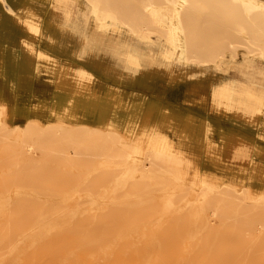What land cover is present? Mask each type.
Wrapping results in <instances>:
<instances>
[{"label": "rangeland", "instance_id": "obj_1", "mask_svg": "<svg viewBox=\"0 0 264 264\" xmlns=\"http://www.w3.org/2000/svg\"><path fill=\"white\" fill-rule=\"evenodd\" d=\"M159 51L165 61H172ZM245 53L244 47H238L227 69L221 63L175 61L180 68L179 88L183 79L188 83L193 80V90H178L176 108L162 102V96L147 95L141 129L135 135L115 126L109 128L111 104L104 103L97 116L92 115L91 84L81 87L80 81L65 80L56 74V83L63 90L56 96L59 99L49 100L50 124L83 129L84 133L77 136L78 143L83 145L92 132L99 142L110 132L113 140L118 141L112 146L115 153L120 151L117 144L122 139L138 161L146 164L142 168L155 171L143 181L131 174L137 165L132 159H109L90 149L75 153L71 145L49 143L54 126L45 127L41 135L24 136L27 116L34 115L44 122V115L29 109L24 117L14 118L4 108L3 120L11 127L0 123V264H264V194H254L258 182L247 185L241 192L230 190L223 194L220 213L211 216V209L201 204V197L193 189L196 179L190 167L194 162L199 165L206 146L212 149L213 157L247 165L254 135L218 129L214 138L203 140L204 146L194 134L198 126L196 118L204 111L203 103L210 106L214 90L230 86L238 89L240 81L235 77H244L241 69L257 72L264 67L257 57L247 64ZM203 67L214 68L215 77L219 72L225 79L203 81ZM80 71L78 76L82 77ZM87 73L84 80L92 82L93 76ZM109 85L114 93V84ZM69 86L73 88L67 89ZM251 91L255 93L251 100L264 99V87ZM233 97V107L237 109L231 108L221 115L244 119L242 113L249 97L245 90H234ZM153 133L182 141L176 153L182 155L187 168L149 165L140 151L144 148L147 152ZM27 143L36 146L30 152L24 151ZM200 168L219 171L206 160L201 161ZM164 170L182 171L184 183L177 184ZM223 186L221 182L217 184L219 189ZM87 218L97 224L88 221L76 235L92 226H101L103 234L98 244L79 245L78 237L58 240L59 235L69 233L73 221L79 223ZM91 259L98 261L92 263Z\"/></svg>", "mask_w": 264, "mask_h": 264}, {"label": "bare ground", "instance_id": "obj_2", "mask_svg": "<svg viewBox=\"0 0 264 264\" xmlns=\"http://www.w3.org/2000/svg\"><path fill=\"white\" fill-rule=\"evenodd\" d=\"M86 1L90 6V11L98 26L101 28L114 27L113 29L126 28L131 34L140 35L142 38L148 40L155 35L158 38L159 49L172 61H182L186 63L194 62L199 65H205L208 62L221 63L224 68L227 69L229 62L237 54V48L244 47L246 51L245 57L247 58L245 61L246 63L254 57L260 58L262 62H264V0ZM2 3L8 12H12V8L6 5L5 0H2ZM18 8L19 5L17 6V9ZM31 15H34V11L30 9L28 4L22 2L18 17L32 29L33 35L36 36L40 30L39 27L34 24ZM39 58L42 62H45V66L48 64L49 69H51L55 75L59 73V77L65 80L74 79L77 83L80 81L81 87H86L91 84V94L89 97L92 104L89 108L92 110V115L96 117L98 112H100L101 105L103 107L104 103L106 105L108 104V106L111 104L112 112L108 119V126L110 129L115 126L130 135H135L138 129H141L144 103L147 94H142L137 91L126 92L118 85L113 86L115 92L112 93V85L107 84L106 88H102L104 84L102 82L96 83L95 80L92 82L84 80L85 76L88 75L87 71L84 69L80 71L82 72V77H80L78 76V68L75 69L64 64L58 66V62L53 57L42 52L39 53ZM127 61L133 67L138 66V54L133 50V52L128 55ZM247 64H245V66L248 68ZM241 70L244 77H235L240 81L238 89L230 86L228 88L219 87L214 90L210 106H207L206 102L203 103L202 107L204 111L201 116L196 118V121H198L196 125L198 126L194 129V134L197 138L202 140L203 145L206 146V138L215 137V129L213 128L209 116L214 115L216 117H222L227 110L231 108L237 109V107H233V102L235 101L233 92L234 90H245L249 99L246 104V109L243 110L242 113L244 119L238 120L230 116H223L222 118H230L232 121H238L243 125H251L256 130V134L254 135V146L248 155L247 165L224 161L218 157H213L211 155L212 149H207V146L203 147V154L199 160V165L197 166L196 162L191 163L190 167L193 170L192 174L196 179L193 189L197 193V196L201 197V204H204L206 207L209 206L211 209V216L220 213L223 207L222 202H220L221 196L223 194L227 195L230 190L241 192L247 185L258 182L254 194H264V99L258 101L250 99L251 96L255 97V93L251 90L255 91V89L259 87H264V67H260L257 72H252L248 69ZM18 98L21 102L26 103L27 110L28 108L34 109L36 112L39 111V115H44L45 117L44 122H41L38 117L34 115L27 116V128L23 133L24 136L31 137L32 134L41 135L45 131V127L48 125L50 127L54 126L51 131L47 130V132L50 131L52 135L49 138V143L51 144L63 147L71 145V150L73 152L75 151V153H78L81 149H90L93 152H99L102 156L109 159H132L136 161L137 165L132 168L131 174L139 181H143L146 175L155 172L154 170L142 168V166L146 164L138 161L139 159L136 158L137 155L126 148L122 139H119V144H117L120 151L116 153L112 151V146L118 143V141L113 140L112 133L108 132L103 135L99 142L96 140L97 138H95V133L92 132L90 133V140L83 145V143H78L80 141L77 139V136L84 133L83 129H71L67 127V125H60L61 128H59L57 124H50L51 122L47 118L49 100L44 99L35 103H30L27 95L23 96L19 94ZM4 108L5 106L0 102V123H3L6 127H11L3 120ZM67 123H69V121ZM36 139H38V136H36ZM24 140L27 141L26 139ZM179 142L182 143L179 138L170 140V138L164 136L157 137V135L153 133L149 138L147 152H145L143 148L140 153L145 154L144 156L152 168H187L182 155L176 153ZM34 146H36V143H27V146L22 149L30 152ZM203 160L208 161L219 171L202 170L200 168V163ZM164 172L168 173L171 179L177 184L184 183V173L182 171L174 172L173 170H164ZM219 182L224 185L223 189L217 187ZM242 197L239 196V198L243 200ZM40 210L44 211L42 208ZM67 215H69V213H67ZM68 217H71V214ZM88 221L97 224L92 218L81 219L79 223L78 221H73V226L70 228L69 233L59 235L58 240L62 242L68 238L74 239L78 237L77 241L79 245L98 244L103 234L100 232L101 228V230H103L101 226H92L82 235H80V233L76 235L80 230V226L88 223ZM37 236L39 237V235ZM59 252L62 253V251ZM61 253L57 254L61 255ZM50 260L54 262L52 258ZM91 260L92 263L98 261L95 259Z\"/></svg>", "mask_w": 264, "mask_h": 264}, {"label": "crops", "instance_id": "obj_3", "mask_svg": "<svg viewBox=\"0 0 264 264\" xmlns=\"http://www.w3.org/2000/svg\"><path fill=\"white\" fill-rule=\"evenodd\" d=\"M5 2L12 12H8L0 0V102L14 118H22L29 111L18 94L27 95L30 103L51 100L62 94L56 75L39 58L41 52L60 64L85 69L96 83H104L102 88L114 84L126 92L162 96L164 101H161L171 108L177 107L178 90H193V80L188 83L183 79L179 88V63L164 60L155 35L148 42L126 28H101L86 0ZM22 2L34 11L31 16L40 30L36 36L18 17ZM133 50L139 56V64L134 67L127 61ZM213 69L203 67V81L225 79L219 72L215 77ZM209 119L215 130L245 133L249 137L256 134L253 126L230 118L210 115Z\"/></svg>", "mask_w": 264, "mask_h": 264}]
</instances>
